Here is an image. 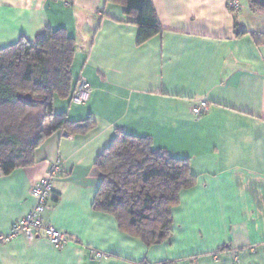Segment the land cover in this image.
<instances>
[{
    "label": "crops",
    "instance_id": "obj_1",
    "mask_svg": "<svg viewBox=\"0 0 264 264\" xmlns=\"http://www.w3.org/2000/svg\"><path fill=\"white\" fill-rule=\"evenodd\" d=\"M152 0L163 31L138 45V28L107 0H0V48L35 41L47 27L75 40L74 81L82 105L54 101L70 120L89 115L83 135L47 137L34 163L0 175V233L33 205L31 186L60 157L62 173L42 215L71 236L63 248L42 235L0 243V264H264V10L239 0ZM200 101L208 112L196 117ZM117 129L149 137L187 159L196 184L180 192L172 234L147 247L93 208L101 182L94 163ZM92 250L107 253L94 258Z\"/></svg>",
    "mask_w": 264,
    "mask_h": 264
},
{
    "label": "trees",
    "instance_id": "obj_2",
    "mask_svg": "<svg viewBox=\"0 0 264 264\" xmlns=\"http://www.w3.org/2000/svg\"><path fill=\"white\" fill-rule=\"evenodd\" d=\"M107 1L122 5L124 13L133 18L138 45L163 31L152 0ZM248 2L264 10L257 0ZM235 28L236 36L248 32L256 41L264 37ZM74 53L75 40L63 27H47L35 41L22 37L0 48V175L33 165L36 148L54 132L83 135L96 126L91 115L73 121L66 112L54 110L56 99L75 104L72 93L82 77L73 79ZM26 93L35 101L18 97ZM94 165L101 174L93 200L95 210L112 215L121 230L147 247L170 238L172 210L180 192L197 181L187 159L154 148L149 137L117 129Z\"/></svg>",
    "mask_w": 264,
    "mask_h": 264
},
{
    "label": "built area",
    "instance_id": "obj_3",
    "mask_svg": "<svg viewBox=\"0 0 264 264\" xmlns=\"http://www.w3.org/2000/svg\"><path fill=\"white\" fill-rule=\"evenodd\" d=\"M228 8L232 12H237L241 8L239 0H231ZM90 86L84 78H80L72 93L71 102L75 104H84L90 94ZM210 104L207 101H200L191 108L194 116L199 117L208 112ZM63 171L60 157H56L49 165L45 174L39 178L30 188V197L33 205L17 220L11 223L5 233H0V243H8L12 239L21 235L27 239H33L40 234L45 237L56 248L61 249L71 241V236L67 233L57 230L51 225L45 223L42 215L47 208L48 199L53 190V183L57 176ZM94 258L106 259L107 253L92 250Z\"/></svg>",
    "mask_w": 264,
    "mask_h": 264
},
{
    "label": "water",
    "instance_id": "obj_4",
    "mask_svg": "<svg viewBox=\"0 0 264 264\" xmlns=\"http://www.w3.org/2000/svg\"><path fill=\"white\" fill-rule=\"evenodd\" d=\"M257 1L260 2L262 5H264V0H257ZM18 97L21 98V99H23L24 101H27V102H33V101H35V99L29 93L19 94Z\"/></svg>",
    "mask_w": 264,
    "mask_h": 264
},
{
    "label": "rangeland",
    "instance_id": "obj_5",
    "mask_svg": "<svg viewBox=\"0 0 264 264\" xmlns=\"http://www.w3.org/2000/svg\"><path fill=\"white\" fill-rule=\"evenodd\" d=\"M62 101H65V100H62ZM56 109H57V108H56ZM56 109H55V110H56ZM55 112H57V111H55Z\"/></svg>",
    "mask_w": 264,
    "mask_h": 264
}]
</instances>
